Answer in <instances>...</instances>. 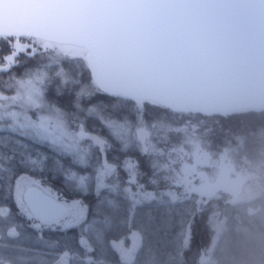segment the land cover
Returning a JSON list of instances; mask_svg holds the SVG:
<instances>
[{
    "label": "snow or ice",
    "instance_id": "obj_1",
    "mask_svg": "<svg viewBox=\"0 0 264 264\" xmlns=\"http://www.w3.org/2000/svg\"><path fill=\"white\" fill-rule=\"evenodd\" d=\"M0 264H264V0H0Z\"/></svg>",
    "mask_w": 264,
    "mask_h": 264
},
{
    "label": "trees",
    "instance_id": "obj_2",
    "mask_svg": "<svg viewBox=\"0 0 264 264\" xmlns=\"http://www.w3.org/2000/svg\"><path fill=\"white\" fill-rule=\"evenodd\" d=\"M197 239H199V237Z\"/></svg>",
    "mask_w": 264,
    "mask_h": 264
}]
</instances>
